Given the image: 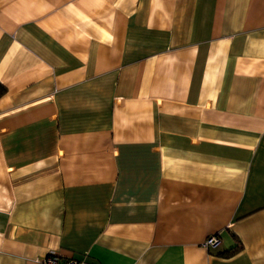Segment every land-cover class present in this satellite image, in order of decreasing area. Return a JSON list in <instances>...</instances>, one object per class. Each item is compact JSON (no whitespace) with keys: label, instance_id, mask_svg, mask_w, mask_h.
I'll list each match as a JSON object with an SVG mask.
<instances>
[{"label":"crops","instance_id":"crops-1","mask_svg":"<svg viewBox=\"0 0 264 264\" xmlns=\"http://www.w3.org/2000/svg\"><path fill=\"white\" fill-rule=\"evenodd\" d=\"M0 85V264H264V0H0Z\"/></svg>","mask_w":264,"mask_h":264},{"label":"built area","instance_id":"built-area-1","mask_svg":"<svg viewBox=\"0 0 264 264\" xmlns=\"http://www.w3.org/2000/svg\"><path fill=\"white\" fill-rule=\"evenodd\" d=\"M219 244V238L217 235H211L203 243V247L205 248H214ZM41 264H88L83 260H76L73 258L68 259H59L53 253L47 254L43 259L40 261Z\"/></svg>","mask_w":264,"mask_h":264},{"label":"trees","instance_id":"trees-1","mask_svg":"<svg viewBox=\"0 0 264 264\" xmlns=\"http://www.w3.org/2000/svg\"><path fill=\"white\" fill-rule=\"evenodd\" d=\"M3 92H4V88L0 85V94H2Z\"/></svg>","mask_w":264,"mask_h":264}]
</instances>
